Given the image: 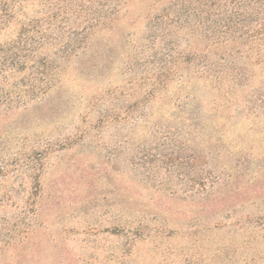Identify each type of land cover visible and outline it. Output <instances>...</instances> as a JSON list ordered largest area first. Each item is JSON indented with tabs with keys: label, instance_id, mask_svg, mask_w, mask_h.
I'll list each match as a JSON object with an SVG mask.
<instances>
[{
	"label": "rangeland",
	"instance_id": "rangeland-1",
	"mask_svg": "<svg viewBox=\"0 0 264 264\" xmlns=\"http://www.w3.org/2000/svg\"><path fill=\"white\" fill-rule=\"evenodd\" d=\"M154 1L128 3L39 101L0 98V264H264V57L234 41L203 76L175 67L206 44L161 51Z\"/></svg>",
	"mask_w": 264,
	"mask_h": 264
},
{
	"label": "trees",
	"instance_id": "trees-1",
	"mask_svg": "<svg viewBox=\"0 0 264 264\" xmlns=\"http://www.w3.org/2000/svg\"><path fill=\"white\" fill-rule=\"evenodd\" d=\"M132 1L0 0V31L17 25L13 39L0 43V77L13 80L0 81V98L18 106L39 101L58 82L60 69ZM27 4L37 9L25 16L22 10ZM154 5L161 8L147 25L151 32L154 25L159 28L153 40L159 41L161 51L175 49L185 34L206 44L191 56H170L175 67L199 61L201 73L196 72L203 76L210 49L234 41L256 47V56L264 57V0H155ZM168 72L163 67L164 79Z\"/></svg>",
	"mask_w": 264,
	"mask_h": 264
}]
</instances>
